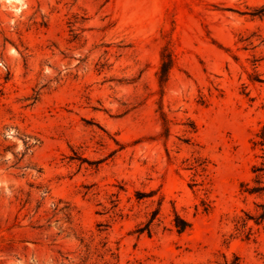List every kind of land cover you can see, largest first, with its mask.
<instances>
[{
    "label": "rangeland",
    "instance_id": "1",
    "mask_svg": "<svg viewBox=\"0 0 264 264\" xmlns=\"http://www.w3.org/2000/svg\"><path fill=\"white\" fill-rule=\"evenodd\" d=\"M263 133L264 0H0V264H264Z\"/></svg>",
    "mask_w": 264,
    "mask_h": 264
},
{
    "label": "trees",
    "instance_id": "2",
    "mask_svg": "<svg viewBox=\"0 0 264 264\" xmlns=\"http://www.w3.org/2000/svg\"><path fill=\"white\" fill-rule=\"evenodd\" d=\"M173 64H174V59L172 57L171 52L167 48L163 49L161 53V63L158 72V78L161 88H163L166 82L168 81L169 73ZM161 117L164 122L165 133L166 135H168L170 131V127L168 124L169 120L163 111L161 112ZM260 137L262 139L258 140L256 144H259L264 152V133ZM263 159H264V155H263ZM252 171L253 173L256 174L255 182L257 183V185L249 186V183L241 184V190L248 194L259 193L262 190H264V160L260 165H255ZM259 207H261L262 210L258 211L257 214L251 215L247 212H244L245 216L240 217L236 223L237 230L239 231V233L244 234L246 239H250L254 235L253 226L249 225L250 220H253L254 225L257 226L258 228H260L261 226L264 227V206L259 205ZM175 226L177 228V231L181 233L184 232L188 227H190V222L181 218L178 214H176ZM227 264H240L239 258L236 257L235 260L232 262L227 261Z\"/></svg>",
    "mask_w": 264,
    "mask_h": 264
}]
</instances>
